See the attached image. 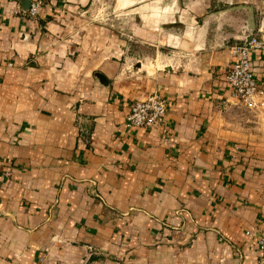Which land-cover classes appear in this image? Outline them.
Here are the masks:
<instances>
[{
    "label": "crops",
    "instance_id": "0c3cea01",
    "mask_svg": "<svg viewBox=\"0 0 264 264\" xmlns=\"http://www.w3.org/2000/svg\"><path fill=\"white\" fill-rule=\"evenodd\" d=\"M103 1L0 0V264H264V112L223 79L253 33L264 83V0Z\"/></svg>",
    "mask_w": 264,
    "mask_h": 264
},
{
    "label": "built area",
    "instance_id": "2783aa9c",
    "mask_svg": "<svg viewBox=\"0 0 264 264\" xmlns=\"http://www.w3.org/2000/svg\"><path fill=\"white\" fill-rule=\"evenodd\" d=\"M39 1H30L26 11L29 15L37 12ZM246 28L244 27L243 31ZM240 42L229 45L232 55L231 63L223 71L227 90L247 109L264 112V83L257 81L250 68L249 53L262 47L263 40L259 34L248 33ZM166 115L164 98L156 91L148 93L141 99L130 102L125 114L127 127H156L163 123ZM248 233V231H246ZM256 244L264 247V229L257 232Z\"/></svg>",
    "mask_w": 264,
    "mask_h": 264
},
{
    "label": "rangeland",
    "instance_id": "374dc122",
    "mask_svg": "<svg viewBox=\"0 0 264 264\" xmlns=\"http://www.w3.org/2000/svg\"><path fill=\"white\" fill-rule=\"evenodd\" d=\"M97 2L99 3V2H104L103 0H97ZM101 4V3H100ZM98 11H100V9L98 10Z\"/></svg>",
    "mask_w": 264,
    "mask_h": 264
},
{
    "label": "water",
    "instance_id": "95a60500",
    "mask_svg": "<svg viewBox=\"0 0 264 264\" xmlns=\"http://www.w3.org/2000/svg\"><path fill=\"white\" fill-rule=\"evenodd\" d=\"M250 30V29H249Z\"/></svg>",
    "mask_w": 264,
    "mask_h": 264
}]
</instances>
